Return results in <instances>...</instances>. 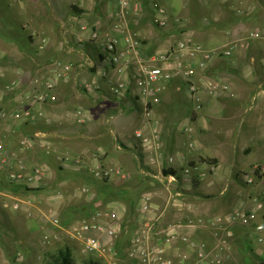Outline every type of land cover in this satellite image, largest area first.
I'll return each instance as SVG.
<instances>
[{
	"label": "crops",
	"instance_id": "0c3cea01",
	"mask_svg": "<svg viewBox=\"0 0 264 264\" xmlns=\"http://www.w3.org/2000/svg\"><path fill=\"white\" fill-rule=\"evenodd\" d=\"M12 1L17 6L6 1V9L15 7L17 13H24L36 0ZM42 1L51 8V27L44 38L36 42L34 33L39 29L32 24L23 29V20L20 26L28 31L25 47L16 37L0 42V110L7 111L0 116V140L9 148H21L25 160L33 165L44 149L53 157L63 154L55 161L60 186L69 190L82 181L79 189L88 193L80 207L71 204L63 192L51 194L54 209L61 215L79 217L88 216L92 205L97 206L94 211L115 210L120 232L115 246L123 249L121 264H139L128 257L127 245L146 222H153V235L163 239L165 256L187 252L193 263L210 264L182 241L187 236L205 244L209 253L219 254L222 264H264V243L258 240L264 237V229L256 228L264 222V179L247 184L242 174L264 158V0H137V11L124 12L119 0ZM159 7L168 17L163 27L157 24ZM2 10L4 16L10 13ZM11 16L13 19V13ZM118 26L127 29L123 36L138 40L121 73L109 65L107 53L91 39L95 30L116 33L121 31ZM252 31H259L260 36L237 43ZM180 39L206 48L232 42L229 57L237 53L245 57L253 77L245 74L246 68L227 73L222 62L225 57H214L206 72L198 70L194 75L195 97L201 105L195 109L186 80L176 72L151 106L150 117H156L148 122L130 74L139 62L146 63V56ZM178 58L182 57L176 54L167 65L173 66ZM195 58L197 61L199 56ZM66 63H72L66 76L53 77V68L58 64L61 70ZM230 64L233 70L240 65L238 60ZM119 81L126 85L116 91ZM46 91L51 97L40 106L36 120L24 122L9 115L17 108L32 106L33 95ZM174 92L181 98H174ZM178 119H182L179 126ZM132 122L159 134L163 152L174 156L163 168L177 172L175 181L161 177L160 164L150 162L147 155L140 159L127 149L135 145L133 132L128 133ZM47 125L49 128L44 127ZM114 136L116 142L108 147L107 141ZM130 138L132 145L127 141ZM91 140L98 144L88 147ZM110 149L117 153L115 164L108 161ZM82 154L86 159L77 157ZM96 154L105 155L102 165L115 168L104 180L93 172L100 164ZM242 157L251 159L245 162ZM186 167L189 173L184 172ZM43 184L41 180L33 188ZM19 191L0 188V203L10 193L20 199V208L12 211L25 214L36 196L20 197L16 195ZM253 197L262 202V208ZM243 211L256 214L249 225L239 220ZM8 214L0 215V221L13 226ZM188 220L194 224L187 225ZM221 238L227 240L226 246L220 245ZM0 247V251L9 248L2 243Z\"/></svg>",
	"mask_w": 264,
	"mask_h": 264
},
{
	"label": "built area",
	"instance_id": "2783aa9c",
	"mask_svg": "<svg viewBox=\"0 0 264 264\" xmlns=\"http://www.w3.org/2000/svg\"><path fill=\"white\" fill-rule=\"evenodd\" d=\"M137 0H119V5L123 12L135 9L138 10ZM160 17L157 18V24L163 27L167 23V13L162 7L157 9ZM120 32L113 31L100 32L95 30L92 32L91 39L95 44L105 53H107V60L111 67L115 68L118 73L123 70V63L128 62L138 40H134L131 36H123L127 29L119 28ZM257 31L250 32L246 37L254 39L259 37ZM242 39L241 41H243ZM44 46L40 45L42 48ZM234 44L228 43L213 48H206L203 44L191 42L187 40H177L170 47L158 50L146 56V63L139 62L132 70L130 76L132 78L136 95L141 100L143 112L150 122L151 106L159 101L164 85L168 82L176 72H180L186 80L188 92L192 99L196 98L197 86L194 81V75L198 70H204L209 62L214 57H229L233 53ZM180 55L173 66L167 64L175 55ZM196 56L199 58L196 60ZM60 65V64H59ZM62 69H58V64L53 68V77L60 78L66 76L67 72L72 68V63L61 64ZM51 77L48 79V87L52 86ZM123 81H119L115 86V90L119 91L125 87ZM51 95L49 92H38L33 95L32 106L25 108H17L9 115L13 118H19L24 122L34 121L40 115L41 105L46 102ZM201 105L195 99V109H200ZM81 112H78L80 114ZM7 111L1 109L0 116H6ZM134 138L142 146L148 159L152 163H158L161 166V177H167L171 181H175L174 174H164L165 165L169 166L174 161V156L165 154L162 150L160 136L156 131H147L144 127H138L133 131ZM76 162L79 159L75 160ZM115 168L113 167H98L93 170L94 175L98 178L109 176ZM185 173H189V167L184 169ZM46 174L44 165L29 164L22 155L21 148H9L2 140H0V181L11 185L24 186L33 188L35 183L41 182ZM244 180L247 184H253L259 179H264V158L253 165H251L243 173ZM3 178V179H2ZM252 200L256 203L258 208H262L263 204L257 197ZM6 209L17 210L20 208V199L13 197L12 194H7L1 202ZM147 207V204H146ZM256 218V214L251 211H243L239 214V220L243 225H249ZM107 221L104 225L102 222ZM220 222L221 218H216ZM54 222H58L55 218ZM118 216L115 210L111 208L98 209L93 212L89 221H84L73 225L69 229L71 236L82 240L83 251L88 254H96L101 257L110 258L109 264H121L116 258L117 253L115 240L118 238L119 230L116 226ZM187 225H193V220H188ZM154 228L153 222H146L142 225V231L132 237L127 245V255L129 258L137 260L139 264H197L190 260V255L187 252H179L176 256H165L163 239L155 237L152 230ZM258 230L264 229V222L256 225ZM104 232L108 236L107 241L99 239L93 235V232ZM174 235V234H173ZM182 241L187 243L189 247L194 250L195 254L200 258L210 261V264H222V259L219 254H215L207 250L205 244L197 243L187 236H182ZM258 240L264 243V237H259ZM221 246L227 245V240L221 238Z\"/></svg>",
	"mask_w": 264,
	"mask_h": 264
},
{
	"label": "rangeland",
	"instance_id": "374dc122",
	"mask_svg": "<svg viewBox=\"0 0 264 264\" xmlns=\"http://www.w3.org/2000/svg\"><path fill=\"white\" fill-rule=\"evenodd\" d=\"M6 1H8L9 5L14 4L15 7L17 6L16 3H13L12 0H0V8L3 9L2 11H6L7 13L10 10V13L7 16H4V14H0V42L3 39L5 40L12 37H16L18 42L21 43V45L23 46L26 45L25 41L27 40V32H28L27 30L31 24L39 29L38 30L39 33L37 34L34 33L36 42L44 38L43 34H45L46 31H48V29L51 27V8L47 2L46 5L42 0H36L35 2L29 3L28 6L22 10L24 13H20V12L17 13L18 10L15 7L12 10L6 9L7 8V5L5 3ZM21 3H23V0H18V4ZM14 9L16 13L14 12ZM12 13L14 16L13 19L12 16L10 17ZM23 20H25L23 22V29L27 28V30L26 29L23 30L22 27L20 26ZM243 39H244L243 41H239L237 43L248 41V39L246 38ZM141 42H143V40H141ZM174 42H172V44ZM262 43H263L262 47L264 48V41H262ZM172 44H170V46ZM255 48L256 50H258L260 46L256 45ZM232 60L239 61L240 65L237 70L236 69L233 70L230 64ZM222 62L226 67L227 73H230L232 71L236 73L237 71H243V69L246 68L247 71L245 72V74L249 76L250 79H252L253 73L252 74L249 73L250 72L249 62H247L246 58L241 56L239 53L234 54V56L232 57H225L222 60ZM207 68L208 67L204 69L205 72L207 71ZM87 71H89V69H87ZM201 73L204 74L203 71ZM179 95L180 93L178 94L176 92L172 94L174 98H181ZM151 117L152 120L154 121L156 116L153 115ZM181 120L182 119L177 120L178 126L182 124ZM136 125L139 124L137 122L136 123L132 122L131 127L128 129V133H132ZM44 127L49 128L48 125ZM37 139H39V137H37ZM127 141L129 144L132 145L133 140L131 138L127 139ZM135 141L139 145L138 141L137 140ZM112 142H116L115 136L114 138L110 137L109 141H107V143H109L108 147L112 146L113 144ZM97 144H98V140H91L88 143V147ZM40 155H42V158H38V160H36L35 162L33 160V163H36V165L42 164L45 166L46 174L43 179L44 184L39 187H36L38 188L36 190H20L19 191L20 194H16L20 197H22V195H27V194L36 196L34 197L35 199L34 198L33 200L31 199L29 206H27L28 209L26 213L25 214L17 213L12 211V209H6L3 207L4 209H6L5 212H9V214L7 215L8 217L7 220L11 222V224L13 225L11 227L15 230V232L14 233L8 232L6 234L2 233L3 235H1L0 244L2 243L4 246L7 245L9 246V248L3 250L5 256L2 255L3 251L1 249L0 264H41V260L46 253L55 251L57 250V248L64 247L66 245H68L69 248L71 249V253L76 264H82V261L87 260L88 258L95 260L97 264H109L110 258L108 257H101L96 254L85 253L83 251L82 240L71 236V234L69 233V229L73 225L82 223L84 221H89L92 216L91 214H93L97 206L94 205L91 206V209L88 210L87 212L88 216L79 217V216H71V215L68 216L61 215L56 211V209H54L53 207L54 205L51 204V194L53 196L54 195L60 196L63 192L68 196V201L71 202V204H74L76 207H80V205L83 202H85L81 200H86V198L84 197L88 193L87 191L84 192L79 189V187L82 185V181H78V184L76 186L74 185L75 187L71 186L68 188L69 190H64V188H62L63 186H60L59 184V181L61 182L62 180L61 178L57 177L56 174L57 162H55L57 160L56 157L59 155L61 157L63 156V154L59 153L53 157L51 156L52 155L51 151L45 152L44 149V151ZM144 156L146 157V154ZM77 157H79L80 159H86V156L84 154H82V156H77ZM96 157L100 159L99 167L106 168L105 165L107 163L105 165H102L104 164L102 162L106 159L105 155L103 156L97 155ZM108 159L109 162H113L114 164L117 162L118 157H117V153L114 152V149L109 150ZM250 159L251 158L243 159L242 157V160L245 162H247ZM97 168L98 167H96V169ZM107 177L108 176H105L99 179L104 180ZM3 182L4 180H1L0 184L3 185L4 184ZM40 195L44 197L37 198V196ZM82 211L86 212L85 209ZM55 218L58 219V222H54ZM103 234L104 233L93 232V235L97 236L99 239H102L103 241H107L109 238L106 235H104L105 237L104 238ZM15 246H17L18 248L14 249ZM5 250H7V252ZM116 250L117 253L115 255V258L120 262L123 255V249L116 248Z\"/></svg>",
	"mask_w": 264,
	"mask_h": 264
},
{
	"label": "trees",
	"instance_id": "16d2710c",
	"mask_svg": "<svg viewBox=\"0 0 264 264\" xmlns=\"http://www.w3.org/2000/svg\"><path fill=\"white\" fill-rule=\"evenodd\" d=\"M127 149L132 151L140 159L143 158V156L146 154L144 152L142 146L140 144L138 145L136 141H135V145L133 148H127ZM201 159L204 161H208V162L209 161L211 162V160H212V159H208V158H204V157H201ZM192 164L193 163H191V162L189 163V165H192ZM164 172L166 174L167 173L177 174V172L173 169L164 170ZM3 183H4L3 185L0 184V188L9 186V189L12 192L13 191L16 192L19 190H36V189H38V188H27V187L18 186V185H11L7 182H3ZM5 210L6 209H4L2 204L0 203V215H4ZM8 232L14 233L15 230L9 224L0 221V238H1V235H3L2 233L6 234ZM41 264H76V263H75L74 258L72 256L71 249L69 248L68 245H66L64 247L57 248V250H55V251H51V252L46 253L41 260ZM82 264H97V262L95 260L88 258L87 260H83Z\"/></svg>",
	"mask_w": 264,
	"mask_h": 264
}]
</instances>
